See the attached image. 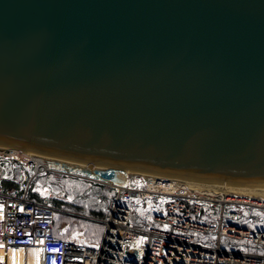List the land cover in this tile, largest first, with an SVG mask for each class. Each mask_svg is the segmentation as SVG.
Here are the masks:
<instances>
[{"label": "water", "instance_id": "95a60500", "mask_svg": "<svg viewBox=\"0 0 264 264\" xmlns=\"http://www.w3.org/2000/svg\"><path fill=\"white\" fill-rule=\"evenodd\" d=\"M0 145L264 186V0H0Z\"/></svg>", "mask_w": 264, "mask_h": 264}, {"label": "built area", "instance_id": "2783aa9c", "mask_svg": "<svg viewBox=\"0 0 264 264\" xmlns=\"http://www.w3.org/2000/svg\"><path fill=\"white\" fill-rule=\"evenodd\" d=\"M4 164L27 174L18 188L2 185ZM80 170L37 166L23 151L0 145V264H9L13 251L23 253L21 264L29 258L34 264H264V230L237 227V213L225 210L227 205H253L232 195L186 190L173 178ZM40 176L77 178L112 191L105 216L78 215L33 198L32 185ZM59 214L99 223L101 237L95 242L63 237L55 232ZM231 241L250 249L232 247Z\"/></svg>", "mask_w": 264, "mask_h": 264}, {"label": "rangeland", "instance_id": "374dc122", "mask_svg": "<svg viewBox=\"0 0 264 264\" xmlns=\"http://www.w3.org/2000/svg\"><path fill=\"white\" fill-rule=\"evenodd\" d=\"M52 165L57 166L64 171H67L70 168V166L68 165L58 164L56 162ZM80 169L81 168L76 167V172L80 173ZM85 182L86 181L84 180L71 177H63L60 180H56L53 179L52 176H49L47 178L46 176H40L33 183L32 189L33 193L39 198L57 201H69L71 199V196L76 192H81L88 188V185H86ZM53 186L58 187L54 188ZM247 203L253 206H246L242 204L227 205L225 206V210L227 208H238L243 212L247 210L254 215H261L264 218V207L254 205L250 202ZM89 221L90 220H88L87 218L77 215L59 214L55 217V232L58 233V231H61L63 233L62 236L65 237L80 239L86 242H95L99 238L101 225H98V223L93 224V222Z\"/></svg>", "mask_w": 264, "mask_h": 264}, {"label": "trees", "instance_id": "16d2710c", "mask_svg": "<svg viewBox=\"0 0 264 264\" xmlns=\"http://www.w3.org/2000/svg\"><path fill=\"white\" fill-rule=\"evenodd\" d=\"M4 169H5L4 170L5 179L2 181V185L4 187L14 186L18 188L21 184L25 182L27 178V174L22 175V173L19 170L11 171L8 165H5ZM85 183L86 185H88V188L84 191L76 192L74 195L71 196V199L69 201L49 200V202L58 207H62L66 210H70L71 212H74L78 215L94 217V218L104 217L106 214L107 196L110 193H112V191L111 192L106 191L103 189L102 186L97 185V184H92L89 182H85ZM53 187L57 188L58 186L57 187L53 186ZM32 197L35 199H40L35 194H33ZM226 210L235 211L237 213L238 219L236 222L233 223L237 227L245 228V229L264 230V218L261 215H254L250 211H247V210L243 212L242 210L238 208L236 209L227 208ZM90 221L93 222V224H97L96 222L92 220ZM98 225L100 224L98 223ZM101 235H102V226H101V232H100L99 238L101 237ZM227 242L228 240H224L225 244ZM231 244H232V247H237L241 250L247 251L250 249V247L248 246L247 247L242 246V243L238 241H231Z\"/></svg>", "mask_w": 264, "mask_h": 264}, {"label": "bare ground", "instance_id": "6f19581e", "mask_svg": "<svg viewBox=\"0 0 264 264\" xmlns=\"http://www.w3.org/2000/svg\"><path fill=\"white\" fill-rule=\"evenodd\" d=\"M24 155L32 160L37 166L44 165L49 168L57 169L62 171L63 169L53 166V163L65 164L72 167H79L85 169H104L103 166L91 165L85 163L73 162L70 160L41 155L29 151H23ZM64 171V170H63ZM131 175L148 176L151 174L138 172V171H127ZM176 185L183 187L186 190H194L195 192L207 191L210 193H219L223 195H232L239 198L243 203L250 202L254 205L264 207V186H240L232 185L227 183L218 182H205L192 180L187 178H173ZM176 187V186H174ZM31 255V254H30ZM23 253L20 251H13L9 255V264H21ZM14 261V262H13ZM28 264H34L29 258Z\"/></svg>", "mask_w": 264, "mask_h": 264}]
</instances>
